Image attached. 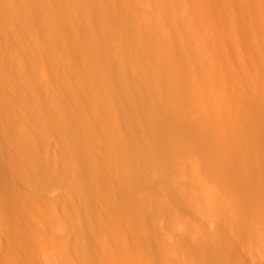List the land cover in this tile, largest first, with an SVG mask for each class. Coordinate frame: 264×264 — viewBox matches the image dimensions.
<instances>
[{
	"label": "rangeland",
	"instance_id": "1",
	"mask_svg": "<svg viewBox=\"0 0 264 264\" xmlns=\"http://www.w3.org/2000/svg\"><path fill=\"white\" fill-rule=\"evenodd\" d=\"M0 90L20 264L41 213L75 200L84 264H264V0H0ZM11 104L31 115L9 133ZM25 203L35 220L11 212Z\"/></svg>",
	"mask_w": 264,
	"mask_h": 264
},
{
	"label": "bare ground",
	"instance_id": "2",
	"mask_svg": "<svg viewBox=\"0 0 264 264\" xmlns=\"http://www.w3.org/2000/svg\"><path fill=\"white\" fill-rule=\"evenodd\" d=\"M24 11H26L25 8H24ZM34 75H35V73H34ZM34 75H32V76L35 77L36 75L35 76ZM32 76L31 77H28V78H30L29 81L32 79ZM32 80L30 81V83L31 82L33 83L34 82L33 84L36 85L35 80L34 79H32ZM37 82H39V81H37ZM38 84L40 85V82ZM15 87H17V86H15ZM15 87H12L14 89L13 90V94L16 91L15 90ZM2 90H0V91H2ZM18 90L19 89H17V93H18ZM9 94L10 93L7 92L8 97L9 96L11 97L12 96L11 95L12 93L10 95ZM3 95L1 97H5ZM22 96L20 98L21 100L19 99L20 101H22ZM13 98L15 100V97L14 96H13ZM6 99H8V98H6ZM6 99L2 98L1 101L2 100L5 101ZM24 99H25V97L23 98V100ZM26 99L28 100V97ZM30 99L33 100L32 97H30ZM9 100H10V98H9ZM14 102L12 104H15ZM0 104L2 105V106L0 105V107H3L4 106L2 103H0ZM12 104H11V106H12ZM19 104H21V102ZM11 106L8 105L7 106V109L10 108ZM13 106H12L11 109L15 108V106L14 107ZM17 106H19V108H20L21 105H17ZM3 108H1L0 110H4L5 111L6 108H4V109ZM8 110H10V109H8ZM15 110H16V108L13 110L14 112H12L10 110L11 111V115H12V113H14V115H12V116L10 115L11 117L9 116V118H12V117L16 116L15 114H18V113H15ZM21 110L19 111V113L21 112ZM4 111H1V112L3 113ZM22 113L24 114V112H22ZM25 115L29 118L30 115H31V112H30V115L29 114L27 115L26 113H25ZM25 115L24 116H22V115L20 116V114H19L18 116H16V118H18V123L17 124H15L14 122H11V123L8 122L7 131L9 133H11V132H14V130H17L16 127L19 126L18 124L20 123V120L22 119V117H25ZM18 131H21V130H18ZM96 135H98V134L96 133ZM78 141L79 140H77V142ZM82 141H79V143H81ZM90 144H87V146H84V148L86 150V153H87V151L89 153L91 152L90 155H92V154L95 155L96 154V149L100 152V149L103 148L102 147L103 145L101 147L98 146L100 143H95V145L97 144L98 147L95 146L94 143H93V145L95 147H97V148L93 147V145L89 146ZM83 145H85V143ZM103 156H105V154ZM106 158L107 157H105V159H104V157H103L104 163L108 162V161L105 162ZM109 163H110V161H109ZM108 164H107V166L106 165H103L104 168L108 167ZM99 165L101 166V163L100 162H99ZM109 166H111V165L109 164ZM113 166H115V165H112V167ZM115 167H113L112 169L114 170ZM111 168H108V169L111 170ZM106 169H103V170H106ZM115 169H117V168H115ZM2 180L3 179H1V181ZM4 182H5L4 183L5 185L3 183L2 184L0 183V186L1 185H4V187L1 186L0 190H3L4 188L7 187V185H9V184L6 183V181H4ZM72 200L73 199H71V201ZM75 202H70V204L63 205L61 207V209L57 213H55V214H50L49 215V214H46V213H41V215L43 217L42 218L43 224H39V223H36L35 221H33V220L36 219V215H37L36 209H35V207L33 205L30 206L29 204H26L25 203V204H23L21 206V208H18L17 210L11 209V212L13 214H15L17 216L18 215H21L22 217H28L30 219H33L32 221L35 222L40 227L39 228L40 230H38L36 232V234H33V235L30 234V235H28L27 239L32 244H35V245L41 247L43 251H41V252L40 251H37V253H33L32 254V257H31V260L29 262L24 263V264H53V263L54 264H59L60 262L63 263V264H78V263L84 264L85 262H88L90 260V258H91V252L94 251V248L90 247V244H89L90 237H89V235H86V233L84 234L85 230L83 228V223H82V220L83 219H80V217L82 216V215L80 216V214H82L84 211L85 212L86 211L87 212L89 211V214H90L91 208L89 210L84 209V211L82 212V211H80V208H82L80 206V203H79L80 201L75 200ZM83 207L86 208V206H83ZM87 208H89V207H87ZM82 210H83V208H82ZM80 212H82V213H80ZM30 215H31L32 218L30 217ZM85 216H87V215H85ZM88 216H91L92 217V215H88ZM88 216H87V218H89ZM26 221H27V219H26ZM91 221L93 222V219L92 218H91ZM58 225H66V226L77 225V228H79V229H81L83 231H81V230H78V231L74 230L72 232V236L70 237V239L67 242H64L56 234H54L52 232H49L50 230H54V228L56 226H58ZM37 229L33 230V232H35ZM8 230L10 231V228ZM13 237L14 236H12L11 233H9L8 231L6 232L4 229H0V258L3 261H5L6 264H20L19 263L20 261L18 260L19 257H18L17 250H14L13 249L14 247H12V246H14V244H12L14 242V240L12 239ZM24 238H26V236ZM15 239H18V238L16 237ZM123 248L125 250H128V247L126 245H123ZM69 249H72L73 250V251L70 250V253L72 251L71 254H69ZM102 256H103L102 263H100V264H131L127 260V258H124L123 260H121L116 255L115 256H112L111 253L109 255L106 254V257L104 255H102ZM118 261H122V262H118ZM56 262H58V263H56Z\"/></svg>",
	"mask_w": 264,
	"mask_h": 264
}]
</instances>
